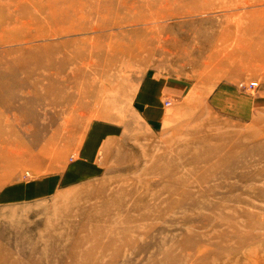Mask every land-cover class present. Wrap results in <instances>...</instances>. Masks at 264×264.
Segmentation results:
<instances>
[{
    "label": "rangeland",
    "instance_id": "374dc122",
    "mask_svg": "<svg viewBox=\"0 0 264 264\" xmlns=\"http://www.w3.org/2000/svg\"><path fill=\"white\" fill-rule=\"evenodd\" d=\"M0 264H264V0H0Z\"/></svg>",
    "mask_w": 264,
    "mask_h": 264
},
{
    "label": "crops",
    "instance_id": "0c3cea01",
    "mask_svg": "<svg viewBox=\"0 0 264 264\" xmlns=\"http://www.w3.org/2000/svg\"><path fill=\"white\" fill-rule=\"evenodd\" d=\"M162 83V82H161ZM159 82H156L155 84H153V82H146V85L144 87H142L141 89V92L136 100V102L138 103L139 107L141 108V112H142V116L145 120V122L147 123H151V124H156L158 121H160L162 119V109L160 107V96H161V93L163 91V84H161ZM152 86H155L154 88L156 89V92H157V95L159 97V100L157 103L155 104H152V102L149 101V88H151ZM155 107L156 108V111H158L159 113V118H155L154 120H149V118H147V110L150 108V107ZM75 167L74 171H72V173H75L76 174V170L79 172V174H90L88 173V170H84V168H78L77 164H74L73 165ZM75 174H70L68 175L69 178H74V175Z\"/></svg>",
    "mask_w": 264,
    "mask_h": 264
},
{
    "label": "bare ground",
    "instance_id": "6f19581e",
    "mask_svg": "<svg viewBox=\"0 0 264 264\" xmlns=\"http://www.w3.org/2000/svg\"><path fill=\"white\" fill-rule=\"evenodd\" d=\"M223 2H224V1H223ZM224 5H225V4H224ZM229 5H230V4H229ZM91 13H92V12H91ZM91 13H90V14H91ZM153 15H154V18H157V19H159L158 17H160V16L158 15V13H154ZM153 15H152V16H153ZM135 22L138 23V22H142V21H141V20H137V21H135ZM151 36H152V35H151ZM136 47H138V46H136ZM129 49H130L131 51L136 50L135 48H128V51H130ZM131 51H130V52H131ZM132 54H133V53H132Z\"/></svg>",
    "mask_w": 264,
    "mask_h": 264
},
{
    "label": "built area",
    "instance_id": "2783aa9c",
    "mask_svg": "<svg viewBox=\"0 0 264 264\" xmlns=\"http://www.w3.org/2000/svg\"><path fill=\"white\" fill-rule=\"evenodd\" d=\"M250 87V86H249Z\"/></svg>",
    "mask_w": 264,
    "mask_h": 264
}]
</instances>
